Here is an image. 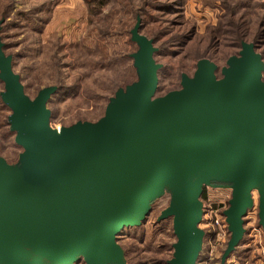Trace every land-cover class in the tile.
I'll use <instances>...</instances> for the list:
<instances>
[{
    "label": "water",
    "instance_id": "water-1",
    "mask_svg": "<svg viewBox=\"0 0 264 264\" xmlns=\"http://www.w3.org/2000/svg\"><path fill=\"white\" fill-rule=\"evenodd\" d=\"M131 34L138 81L116 92L98 122L59 131L47 107L58 87L30 99L0 38V97L23 148L16 165L0 157V264H127L117 236L145 223L168 193L158 222H173L169 264L198 263L206 189L232 190L223 263L242 244L255 194L264 230L263 56L243 43L221 78L204 59L179 91L156 97L158 50L140 22Z\"/></svg>",
    "mask_w": 264,
    "mask_h": 264
},
{
    "label": "rangeland",
    "instance_id": "rangeland-1",
    "mask_svg": "<svg viewBox=\"0 0 264 264\" xmlns=\"http://www.w3.org/2000/svg\"><path fill=\"white\" fill-rule=\"evenodd\" d=\"M11 4L1 33L6 54L13 56L14 72L30 99L44 88L63 86L47 105L57 131L98 122L116 92L138 81L131 56L139 47L131 32L139 19L141 33L156 41L155 60L162 66L156 97L179 91L182 76L192 78L202 59L215 63L221 78L228 59L241 50L239 38L257 41L264 57V0H0V21ZM10 115L0 104V157L16 165L23 148L10 130ZM228 189L204 190L201 200L208 213L220 208ZM254 197V210L244 219V244L223 263L227 240L216 243L208 235L197 264H264L259 196ZM169 203V197H162L142 226L120 234L128 264H169L173 259L177 240L172 220L156 222ZM200 228L210 229L206 222Z\"/></svg>",
    "mask_w": 264,
    "mask_h": 264
},
{
    "label": "built area",
    "instance_id": "built-area-1",
    "mask_svg": "<svg viewBox=\"0 0 264 264\" xmlns=\"http://www.w3.org/2000/svg\"><path fill=\"white\" fill-rule=\"evenodd\" d=\"M228 188V187H226ZM213 189V188H209ZM217 189V188H215ZM214 189V190H215ZM227 190V189H226ZM228 198L225 200V202H221L220 208L218 209H211L210 212L208 213V209L206 210L205 215L203 216V223L206 222V224H209L210 229L207 230L209 236L215 237L217 239L216 243L223 242L225 244L226 240L228 241V236H229V229H228V224L226 223V219L224 217V212L228 209L229 207V200L231 198V188L228 189ZM205 202V201H204ZM207 205V202H205ZM211 217V219L208 221L206 219L207 217ZM220 218L223 220V222L220 223Z\"/></svg>",
    "mask_w": 264,
    "mask_h": 264
},
{
    "label": "trees",
    "instance_id": "trees-1",
    "mask_svg": "<svg viewBox=\"0 0 264 264\" xmlns=\"http://www.w3.org/2000/svg\"><path fill=\"white\" fill-rule=\"evenodd\" d=\"M12 4L11 5H9V7H7V9H5V12H4V15L2 16V19H1V21H0V23H1V25H0V38H1V41H2V43H3V40H2V37H1V33H2V26H4V24L6 23L5 21L6 20H8L9 19V17H10V14H11V11H12ZM140 22V33H141V29H142V25H141V21H140V19L138 20V22H137V24ZM136 24V25H137ZM135 28V27H134ZM141 35H143L142 33H141ZM148 38V37H147ZM149 39V38H148ZM245 38H239V45H240V49L242 50V45H243V43H250V42H245V41H243ZM150 40H152V39H150ZM154 41V47L156 48V46H155V43H156V41L155 40H153ZM252 44H254V46H255V49L257 50V51H259V45H258V42L257 41H254V42H252ZM3 45H4V47H3V50H4V52H5V54H6V47H5V44L3 43ZM157 49V48H156ZM158 50V49H157ZM241 50H240V52H241ZM239 52V53H240ZM157 53H158V51H157ZM156 53V54H157ZM239 53L237 54V55H235V56H239ZM156 54L154 55V58H155V56H156ZM7 55V54H6ZM262 55V54H261ZM7 56H10V55H7ZM235 56H232V57H235ZM263 56V55H262ZM13 57V56H12ZM232 57H230V58H232ZM229 58V59H230ZM264 58V57H263ZM228 59V60H229ZM202 60H204V59H202ZM207 60H210V59H207ZM156 61V60H155ZM201 61V60H200ZM211 61V60H210ZM212 62V61H211ZM228 62V61H227ZM13 63H14V58H13ZM160 65V64H159ZM227 67V66H226ZM161 68H162V66H161ZM161 70V69H160ZM159 73V72H158ZM185 75V74H184ZM264 76V75H263ZM183 77V76H182ZM132 84H134V83H132ZM131 84V85H132ZM60 86V85H59ZM130 86V85H129ZM51 87V86H50ZM52 87H58V86H52ZM128 87V86H127ZM126 87V88H127ZM125 88V89H126ZM58 89H59V91L58 92H61L62 90H63V86H60V87H58ZM123 89V88H122ZM1 98V97H0ZM0 104L3 106V107H5V108H8L7 106H5L4 105V103L2 102V99H0ZM10 164V163H9ZM165 196H167V197H169V199H170V194L168 193V194H166ZM164 196V197H165ZM155 203V202H154ZM167 209V208H166ZM208 209V206L205 204V211ZM163 212V211H162ZM162 214V213H161ZM161 217V215L159 216V218ZM159 218L157 219V224H159V223H162V222H165V221H167V220H170L171 218H169V219H166V220H163V221H161V222H158V220H159ZM172 220V219H171ZM173 223V222H172ZM144 224V223H143ZM143 224H141V226L143 225ZM138 227H140V226H137V227H133V228H138ZM130 229V228H129ZM126 230V229H125ZM205 232H207V230L205 231ZM173 233H174V231H173ZM207 234V237H208V232L206 233ZM119 236L120 235H118L117 236V239H118V243H119V241H120V239H119ZM176 238V237H175ZM230 238H231V234H230V232H229V236H228V241H227V244H226V246H228V243H229V241H230ZM177 240V239H176ZM176 244V243H175ZM244 244V239H243V241H242V244L241 245H243ZM120 245V244H119ZM240 245V246H241ZM239 246V247H240ZM122 247V246H121ZM173 247H174V245H173ZM238 247V248H239ZM227 248V247H226ZM237 248V249H238ZM124 249V248H123ZM174 249V248H173ZM237 249L233 252V254L237 251ZM225 250V249H224ZM124 251H125V257H126V262H127V264H128V254H127V251L124 249ZM200 258V257H199ZM198 261H199V259H198ZM81 262H83L84 263V261H81ZM77 264H79V263H77ZM85 264V263H84Z\"/></svg>",
    "mask_w": 264,
    "mask_h": 264
}]
</instances>
